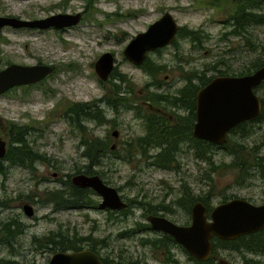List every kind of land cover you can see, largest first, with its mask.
<instances>
[{"label":"rangeland","instance_id":"obj_1","mask_svg":"<svg viewBox=\"0 0 264 264\" xmlns=\"http://www.w3.org/2000/svg\"><path fill=\"white\" fill-rule=\"evenodd\" d=\"M61 1L0 0V15H14L25 19L42 18L62 11L83 12L84 5L89 2L68 0L65 10L55 8L54 5ZM90 2L94 3V8H99V12H94V9L90 8L93 12L92 18H86L76 27L66 31L16 30L10 27L0 29L2 68L6 66L5 60L23 64L42 60L44 63L54 64L56 68L55 73L39 85L30 88L18 87L0 95V123L9 119L29 126L31 129L27 139L30 145L47 157L55 159L60 165L54 167L38 163L31 171L4 162L7 170L5 168L6 172L0 174V199L6 200V204L0 203V227L2 222L12 220L20 224L19 218L27 224L26 230L23 228L12 238L18 253L9 251L7 244H0V257H7L13 261L12 263L7 261L5 264L29 262L42 264L44 256L50 253L42 252L35 247L39 242L34 239L32 243L30 237L32 234L41 235L50 230H59L63 232L62 236L60 233H50L48 239L52 238L51 243L60 241L66 246L74 242L72 231L94 232V235L115 242L117 239L112 237L109 231L117 233L124 229L127 230V234L124 237L120 236L123 239H119L118 249L128 251L134 259L146 261L144 264H161L158 260L159 252L152 245L146 244L151 243L158 233L148 229L145 223L149 215L147 217L144 215H153L157 212L158 215L165 216L173 222L189 224L188 208L191 202L185 207L177 203L183 191L182 185L187 184L194 195L209 199L211 206L218 204L223 196L230 198L237 195L248 198L254 203L264 201V181L258 175L250 174L249 177L244 176V179L236 178V173L249 171L252 166L241 170L238 167L241 164H234L232 168L225 170L222 164L231 165L233 160L254 164L257 157H264V119H251L248 123L253 127V131L247 139H243L248 146L239 153L242 157L238 159L220 146L218 152L211 155L212 161L217 165L215 171L205 169L206 163L198 165V161L190 151L180 154L181 166L178 170L157 168L147 164L144 157L127 160L109 154L104 159L102 167L107 171L108 183L117 187L124 196L123 199L127 201L126 204L132 209L127 215L111 217L99 207L91 208L90 212L84 209L56 210V208L53 211L51 205L43 206L37 202L36 195L45 196L46 190L59 185L57 179L66 178L65 174L71 175L74 172L72 169L74 163L81 159L79 156L81 149L77 147L80 135L68 122L59 117V114H63L66 101L87 102L103 96L102 86L94 71V62L102 53L106 51L114 53L116 62L114 69L133 81L134 84L130 82V85H133L136 92L153 81L161 83L162 90L173 92L183 85L182 76L185 71L205 69L211 62L217 60L231 63L235 71L229 73L238 75L250 74L255 71L254 66L264 65L263 24L249 28V40L254 44L251 46L245 39L240 38L241 36L231 37L224 34L229 29L228 23L222 22V17L218 16L213 8L194 7L195 5H192L194 0H91ZM165 11H170L179 25L191 30L200 29L207 37L198 42L199 44H193L189 39L177 36L175 39L177 45L171 43L158 54L149 53L151 59L165 66L152 78L146 72L134 68L123 56L122 50L130 38L137 32L145 31L148 25ZM110 13H118V15L107 17ZM193 78L196 80V77ZM256 93L259 96L264 95V79L256 86ZM147 103L149 102L138 101V104L143 106L140 110L144 117L140 119L134 115L132 104L117 106L115 110L108 107L104 100L99 102L110 122L99 124L96 121H85L90 131L87 134L104 137L107 132L111 135V131L117 129L118 137L112 135L110 137L114 145L113 149L116 148L117 153L121 154V142L141 134L144 121H149L148 119L153 117ZM158 106L163 110L169 109L164 102L159 103ZM152 121L158 122L159 118ZM112 122L115 123V127L112 126ZM44 124H47L46 127ZM258 125L260 126L255 128ZM39 126L42 130H39ZM150 132L155 138H164L162 134L157 133L153 125L150 126ZM232 133L233 131L229 133L228 138ZM0 135L4 134L0 132ZM234 135L238 138L240 133L236 132ZM262 164L264 165V162ZM245 181L247 182L243 184ZM30 198L35 201L29 203L35 204L33 214L36 216L31 218L24 214L21 207L23 201L28 202ZM134 226L133 234L131 227ZM139 227L145 230L139 231ZM170 245L165 241L158 248L166 250L170 256L168 249ZM220 251L225 258H232L236 264L254 261L253 255L256 256L250 251H246L247 253L238 250L232 252L220 249ZM179 257L181 260H186V264H194L185 251Z\"/></svg>","mask_w":264,"mask_h":264},{"label":"trees","instance_id":"obj_2","mask_svg":"<svg viewBox=\"0 0 264 264\" xmlns=\"http://www.w3.org/2000/svg\"><path fill=\"white\" fill-rule=\"evenodd\" d=\"M67 1L68 0H62L60 3H58L56 6L61 8L62 10H65L67 7ZM88 4L85 5V15L86 18H92V10L90 8L94 9V12H99V8H94V3L90 2L91 0H88ZM195 5V6H194ZM194 7H205L207 9L213 8L215 12L218 15H222L226 17V21L229 20V29L224 32V34L228 36H241L240 38L245 39L249 45L253 46L251 40H249V28L254 27L256 25H264V0H194L193 2ZM107 16H110V14H107ZM181 38L189 39L190 42L193 44H199L202 39L206 38V34L203 33L202 30H191L188 29L186 26H182L181 30L178 34ZM174 45H177V43L174 41ZM146 65H151L153 68H155L154 75L157 73H160L163 68H165L164 65L158 64L153 59H148L146 61ZM4 63L9 64L12 63V61L5 60ZM180 66V65H178ZM177 66V67H178ZM260 64L254 66L255 69L258 68ZM0 67H2L0 65ZM235 68L231 63H227L221 60H217V62H211L209 64V67H206L203 69L202 73V79L201 84H206L211 76L214 74L218 75H225V74H234L229 73L231 71H235ZM198 72V70H188L185 71L184 77H187L189 75H193L194 72ZM212 71L213 73H210L208 75V72ZM247 73V72H246ZM112 79L109 80L108 84L102 82L99 80L100 85L102 86L104 90V94L102 97L94 98L91 101L83 102V101H66V107L63 111V114H59V117H62L64 121L68 122L71 127L80 135L77 147L81 149L80 151V161L74 163L73 173L65 174L66 178H58L57 181L61 186L58 189L51 190L49 193L46 194L45 199L43 200L44 203L54 205V208L56 210H65V209H84L86 206H94L98 203V197L97 194L91 189V188H81L79 186L74 185L71 182L70 177L73 174L77 173H84L87 175H99L101 178L106 180L108 182V179L106 177V170L103 169L102 164L104 163V159L109 155H113L118 158H127L132 159L134 157H144L147 164H153L155 163L156 166L160 168H169L172 167V161L174 159V155L172 154L173 151L176 150L178 147L177 143L173 141L171 138H165L168 135L171 134L170 132L160 133L164 136V139H155L154 140V147L161 148L157 155L154 156V159L149 154L140 155L136 152L135 147L132 143V138L129 140H123L120 144V149L122 150V153L119 154L115 149H111V145L113 144L111 140V135H109V132H107L106 136L100 137L97 135H88L87 132H90L88 130V127L85 125V121H91V122H98L99 124H105L107 122H110V119L106 118V115L104 113V109L101 108L99 102L104 100L108 107L111 109H117L116 107L119 106H125L127 104V101L129 100H135V96H126L124 97V100H121L119 97L120 92H127V88H129L130 83L129 80L127 82L125 81L123 85L118 84L116 82L117 78H120V80H125L126 75L117 72L114 70L111 73ZM194 76H196V73H194ZM194 87L196 88L197 85L194 84ZM16 89V87L12 88ZM187 90V83L183 87L177 88L174 92L165 90L164 95H160V93H154L149 98L151 101L158 103L161 99L164 98V96L168 95H174L175 98L177 96ZM256 91V89H255ZM180 99V98H178ZM261 99V111L258 117L254 118L253 120H262L264 119V95H260ZM172 100L165 99L166 104L169 107H175L176 105L173 103ZM104 117V118H103ZM157 117L153 116L149 118V121L156 120ZM191 117L190 114L187 115L184 118H181L179 120L176 119L175 126H178L177 129H173L174 133L180 132V133H187L188 139H190V129L191 128ZM1 124V123H0ZM47 124H44V127H46ZM112 126H116L114 122H112ZM189 126V127H188ZM260 125H258L255 128H258ZM30 127L27 125L18 124L12 120L6 119L4 122L2 121V124L0 125V132L3 133V137L7 139L8 141V147L7 152L5 154V158L10 159L11 162L15 163H22L26 164L29 167V170L33 171L36 166H33V161H43L47 164L59 167L60 165L58 162L51 158L47 157L46 154L39 152L37 149L33 148L30 145V142L28 141L27 137L30 134ZM186 129V131H185ZM39 130H42V127L39 126ZM253 131V127L251 124L248 123V121H243L238 126H236L233 129V133L231 134V137L228 138L226 141V144L223 145V147L232 150L230 154L232 156L237 157L240 159L242 155L239 153L241 150L247 148V144L244 143L243 139H247L251 132ZM238 132L240 133L239 137L237 138L234 134ZM214 144L211 142L206 141H199L198 145H195V148L197 150L198 154H201L200 157L204 158L206 161V168L210 169L211 171H215L217 169V165L214 164V162L211 159V155L214 153L213 148ZM252 148H257L256 146H251ZM257 163H259V172L264 177V165L262 164L264 162V157H257ZM261 163V164H260ZM225 170L228 168H232L234 164H241L238 165L239 169L244 170L245 167H247L250 163L244 162L242 160H233V163L231 165L222 163ZM175 169V168H174ZM0 170L4 172V167L1 166L0 163ZM252 174V173H251ZM244 176H250L249 171L242 172L239 174V177L241 179H244ZM183 191L179 198L177 199L178 205L185 207L189 202H192L196 199H201L205 203L208 202V200L204 199L201 196L194 195L187 184L182 185ZM209 195V194H208ZM184 198H187V200H183ZM6 200L0 199V203H5ZM6 204V203H5ZM7 206V205H6ZM135 205H133L134 207ZM132 209L127 206V208L121 209V211H110L109 216L116 217L117 215L113 216V213H118V215H127L128 213H131ZM156 215L157 212H154ZM117 219V218H116ZM3 224V225H2ZM148 226V229H150L149 224L145 223ZM23 227L21 224H19L16 221H7L2 222L0 227V244H9L13 241V237H15L18 233L22 231ZM145 230L143 227H139V231ZM135 226L131 227V232L134 234ZM264 231V230H263ZM260 231L257 232L256 235L257 238L253 240L252 242L249 239V235H243L235 240L227 241V244L225 246H234V247H241L245 248L250 247L247 251L258 254V253H264V232ZM122 235L127 234V230H123L121 232ZM62 236V232L60 233ZM75 238H81L79 241L74 238V241L77 243H82L83 239L78 235V233H73ZM164 236H169L170 240L155 238L151 241L150 244L153 247H155L158 250V247L162 244V242L167 241L169 244H172L174 241L170 235L164 234ZM35 239H37L35 237ZM40 239V238H39ZM47 239V236L42 239ZM38 240V239H37ZM39 244H52V238H49L45 243L38 241ZM93 242H96L93 240ZM213 243V253L216 252V248L221 246V240L214 238L212 240ZM54 244H58L59 247H64L65 245L61 243L60 241H55ZM74 244L71 243V245ZM57 248V247H55ZM12 251V249H11ZM15 253H18V251H14ZM120 260L124 263L127 260H137L134 259L133 255L131 253H128V251L121 250L120 251ZM7 261L13 262L7 257H0V264H5ZM194 264H213L211 258L206 262H197L193 261ZM128 263H130L128 261ZM27 264H37L34 262H29ZM125 264V263H124ZM131 264V263H130ZM246 264H255V261H247Z\"/></svg>","mask_w":264,"mask_h":264},{"label":"water","instance_id":"obj_3","mask_svg":"<svg viewBox=\"0 0 264 264\" xmlns=\"http://www.w3.org/2000/svg\"><path fill=\"white\" fill-rule=\"evenodd\" d=\"M81 13L57 12L42 18L25 19L17 16H1L0 28L62 29L77 25ZM170 12L150 23L144 32L138 33L123 50L124 56L140 64L147 50H154L169 44L178 30ZM114 67L110 52L102 53L94 63V69L101 80H106ZM53 71L49 64L22 65L12 63L0 69V94L14 86L35 83ZM264 79V66L242 76H217L196 94V122L193 135L214 143L226 140L227 132L239 122L256 117L260 112V98L253 92ZM117 136V131H113ZM6 153V142L0 137V158ZM71 181L82 188H91L101 201L100 208L121 209L125 206L117 190L106 185L98 175L75 174ZM27 216L33 215L30 204L23 205ZM207 218L206 207L197 202L191 210L189 225H178L165 216L149 215L147 220L153 229H159L173 236L195 259L205 260L211 254L213 235L221 239H235L241 235L257 232L264 228V203L253 204L241 198L217 205ZM48 264H102L98 257L88 250L74 253L56 252ZM109 264H117L111 262ZM217 264H231L220 258Z\"/></svg>","mask_w":264,"mask_h":264},{"label":"flooded vegetation","instance_id":"obj_4","mask_svg":"<svg viewBox=\"0 0 264 264\" xmlns=\"http://www.w3.org/2000/svg\"><path fill=\"white\" fill-rule=\"evenodd\" d=\"M84 11H85V8H84L83 12ZM83 16H84V13H83ZM222 21L224 22L226 20L222 19ZM63 30H68V28L63 29ZM158 53H159L158 51L155 52V54H158ZM36 63H39V62L36 61ZM53 67H54V65H53ZM140 69H142V68L140 67ZM193 77H196V80ZM201 79H202V73L201 72L197 73L196 76L189 75L187 77H182V81H184V83L180 87H183L187 83V90L182 92V93H180L177 96V98H175V96L171 95V94L166 96V97L164 96V98L161 99L158 103L153 102L150 99H147V100L144 99L145 97L148 98V93L144 92V91L142 93L135 94L133 91H131L130 88H127L126 89L127 90L126 93L125 92H120L119 93V97L121 98V100H124L125 95L126 96L134 95L135 96L136 99L135 100H131V102L128 100L126 105H131L132 104V107L134 109L133 113H134V115L136 117H138L140 119H142L144 117L143 113H141V110H140V108L141 107L143 108V106L138 104V101L143 100V101H148L149 102V103H147V106L152 110L153 116H156L157 118H159L158 122H153V121H144V123L142 122L143 123L142 133L138 134L135 138H132L133 146L135 147L136 152L138 154H140V155L149 154V155L154 157L155 155L160 153L159 151L161 150V148L160 147L159 148L154 147V143H155L154 140L155 139H164V138H155L151 134L150 126L153 125L154 128L157 129L158 132H160V133H165V132H170L171 131V134L168 135L165 138H171L178 145L176 150L172 152V154L174 155V159L172 161V166L174 168H176V169L180 168L181 160H180L179 156H180L181 153L188 152V151H190V153H192L195 156V160L198 161V165L206 163L204 158L200 157L201 154H198L197 150L195 148V145H198L199 141H203V140L198 139L197 137L195 138V136L193 135V129H194V124L196 122V111H197L196 110V105H197L196 94H197V91L201 88V86H199L198 88H195L193 83H200ZM177 88H179V87H177ZM160 90H161V88L158 89V91H160ZM178 98H180V99H178ZM165 99H167L169 101L173 99L174 100L173 103L176 106L172 107V108L168 106V108H169L168 110H163L158 105L161 102L166 103ZM143 103L144 102H142V104ZM189 114H190V117H191V120H192V123L190 125L191 128L188 126L189 129H190V136H189L190 139H188L187 133L176 132V134H175L174 131H173V129H177V127H178V126L174 125L176 119L179 120L181 118L186 117ZM185 131H186V129H185ZM219 147L220 146H215L213 148V152L217 153ZM113 148L114 147L112 145L111 149H113ZM222 149H225V148H222ZM226 150H228L229 152L232 151L230 149H226ZM4 162H7V163L9 162V164H15V165H19L20 167H24L26 169H29V167L26 164L12 163L10 161V159H8V158H2V159H0V163H1V166L4 167V169L6 168V170H7V167H5ZM38 163H42L43 165H47V163L41 162V161H38V162L33 161L32 165L36 166V165H38ZM151 165L155 166L154 163L151 164ZM258 165H259V163L255 162L254 164H249L247 167L252 166V169L249 170V171L252 174L258 175L259 178L264 181V177L259 172V168H258L259 166ZM228 169H230V168H228ZM0 174L1 175L4 174L2 170H0ZM238 177H239V174L236 173V178H238ZM246 182L247 181L243 182V184L246 183ZM237 183H239L238 180H237ZM58 184H59V182H58ZM60 186H61V184L55 186L52 189L46 190L45 191V196L51 190L58 189ZM36 196H38L37 197L38 198L37 202H39L40 205L45 206L47 204V203H44L42 201L43 198H45L44 195L43 196L36 195ZM234 197L242 198V199L250 201L248 198L237 197V195H234ZM230 198H226L225 196H223V198L221 199V201L218 204L227 202V201L230 200ZM98 200H99V198H98ZM32 201L35 202L34 199H32V198H30L28 200V202H24L23 201V203L21 204V207H23L24 204H30L33 207V209L35 210V208H34L35 204L29 203V202H32ZM126 202L127 201H125V206L123 208H127L128 205L126 204ZM195 202H201L202 204H204L206 206V213L207 214H209L211 208L213 207V206H210L209 199H208L207 203H205L201 199H196L192 203V205L190 207L189 216L191 215V208L195 204ZM250 202H252V201H250ZM263 202L264 201H262L261 203H263ZM98 203H97V205H94V206H86L84 208V210L87 211V212H90L91 208H93V207L98 209ZM48 205H50V204H48ZM52 210L54 211V209H52ZM103 211L107 212V214H108L110 211H115V210L105 209ZM115 215H118V213L117 212L113 213V216H115ZM148 215L149 214H146L144 216L147 217ZM34 217H36V216H34ZM18 220H19L21 226L26 230L27 224L23 223L24 221L22 219H20V218ZM68 230H71V229H68ZM122 231L120 230L117 233H114L112 230L109 231V234L112 237L114 236L117 239V241H115V242H112V241H110L108 239H105L102 236H98L96 234L94 235V232L78 233L77 231H72V233L76 232V233H78V235L80 237H82V239H83L82 243H77V242L74 241V244L66 245L64 247H57V245L54 244V243H52V244H43V243H41V244H38V246H35V247L41 249L42 252L46 251V252L50 253L48 256H44L45 259L43 260L42 264H48L49 257L53 253H56V252L74 253V252H79V251H83V250H88V251L92 252L93 254H95L102 264H109L111 262H115L117 264H124V263L125 264H130V263L131 264H144L146 261H142V260H139V259H137V260H127L124 263L120 260V258H119L120 257V251L124 250V249H118L119 239H123V238H120V236L124 237V235L121 234ZM155 232L158 233V234H156V236H154V239L155 238H160V239L170 240L169 236H164L165 233H163L161 231H155ZM50 233L51 234L52 233H61V231H59V230H50V231H48L46 233H43L41 235L32 234V235H30L32 243H33V240L35 239V237L38 239V241H41V242L45 243L48 240V237H49ZM248 235H249V239H250L251 242L253 240H255V238H257V236L254 235L253 233L248 234ZM44 236H47V239L42 240V237H44ZM75 239H77L79 241V239H81V238H79V239L75 238ZM93 240L96 241V242H92ZM221 244H222L221 246L216 248V252L213 253L211 251V254H210V256L207 259H205V260H197V262H206V261H208L211 258L213 264H217L218 260L220 258H225L224 255L221 253L220 249H224V250H228V251H232V252H236L238 250V251H242V252H245V253H247L246 251L248 249H250V247H246V250H245V248H241V247L237 248V247H234L232 245L225 246L227 244V240H225V239L221 240ZM7 247H8V249L17 250L16 249V245L13 244L12 242H10ZM55 247H57V248H55ZM149 247L151 248V246H149ZM168 249L170 250V256H169V254H168V252L166 250L159 249V248H158V250L156 249V251L159 252L160 256L158 257V260H159V262L161 264H182V263L186 264V260L185 261L181 260V258L179 257L180 254L183 251L186 252V250L182 246H180L179 244L173 242L169 246ZM243 256H246V255L243 254ZM227 260L231 261L233 264H236V262L234 260H232V258H229ZM253 260L255 261V264H264V253H258L256 256L253 255ZM128 261L130 263H128ZM154 262L158 263L157 261H154ZM37 264H41V263H37Z\"/></svg>","mask_w":264,"mask_h":264},{"label":"bare ground","instance_id":"obj_5","mask_svg":"<svg viewBox=\"0 0 264 264\" xmlns=\"http://www.w3.org/2000/svg\"><path fill=\"white\" fill-rule=\"evenodd\" d=\"M152 215V214H151ZM153 215H155V214H153ZM156 215H158V214H156ZM27 216V215H26ZM160 216H162V215H160ZM167 218V217H166ZM168 219V218H167ZM168 220H170V219H168ZM148 221V220H147ZM171 221V220H170ZM173 222V221H172ZM151 226V225H150ZM151 229H153L152 227H151ZM154 231H161V232H163V233H165V234H167V235H170L172 238H173V236L171 235V234H169V233H166V232H164V231H162V230H159V229H153ZM174 239V238H173ZM175 241V240H174ZM175 243H177V244H179L180 246H182L180 243H178V242H176L175 241ZM183 247V246H182Z\"/></svg>","mask_w":264,"mask_h":264}]
</instances>
